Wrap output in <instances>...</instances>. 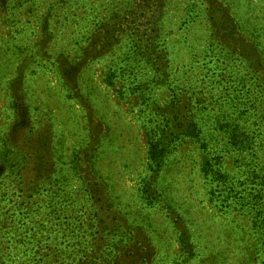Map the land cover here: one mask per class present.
<instances>
[{
	"label": "rangeland",
	"instance_id": "obj_1",
	"mask_svg": "<svg viewBox=\"0 0 264 264\" xmlns=\"http://www.w3.org/2000/svg\"><path fill=\"white\" fill-rule=\"evenodd\" d=\"M0 264H264V0H0Z\"/></svg>",
	"mask_w": 264,
	"mask_h": 264
}]
</instances>
